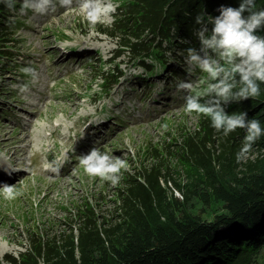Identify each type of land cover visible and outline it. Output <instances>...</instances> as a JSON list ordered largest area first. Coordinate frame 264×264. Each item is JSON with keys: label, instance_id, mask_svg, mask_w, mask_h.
Listing matches in <instances>:
<instances>
[{"label": "trees", "instance_id": "obj_1", "mask_svg": "<svg viewBox=\"0 0 264 264\" xmlns=\"http://www.w3.org/2000/svg\"><path fill=\"white\" fill-rule=\"evenodd\" d=\"M116 1L114 22L98 24L97 31L118 39V46L147 74H158V67L169 68L170 79L176 80L184 78L185 68L176 69L168 59L175 51L185 53L189 46L198 47L195 16L203 12L215 16L220 5L238 7L240 2ZM256 2L258 8H264V0ZM10 12L0 4L1 65L8 63L4 59L11 54L6 46L12 28L7 18ZM258 34L264 35V29ZM174 57L176 63L184 65L181 54ZM116 69L102 75V90L108 92L119 80L123 71ZM197 77L202 79L203 74L197 71ZM135 79L151 83L145 75H135ZM260 87L259 97L229 104L226 111H245L249 119H258L264 127V84ZM195 115L193 130L164 148L168 153L174 150L173 166L163 156L133 172L122 171L111 208L97 210L89 198L81 200L65 220V227L27 228L23 251L17 256L5 255L0 264L264 262V136L256 141L246 160L237 162L244 130L224 136L208 118Z\"/></svg>", "mask_w": 264, "mask_h": 264}, {"label": "rangeland", "instance_id": "obj_2", "mask_svg": "<svg viewBox=\"0 0 264 264\" xmlns=\"http://www.w3.org/2000/svg\"><path fill=\"white\" fill-rule=\"evenodd\" d=\"M114 15L92 24L81 0L45 16L20 14L19 6L7 15L12 21L6 43L11 54L4 59L7 64H0V160L11 159L20 170L9 184L22 194L12 200L0 196V263L5 255L23 251L27 228L65 227L81 200L89 198L97 210L112 207L119 184L88 176L79 163L90 148L119 156L128 172L163 156L173 166L175 152L164 148L195 127L196 115L184 110L185 93L176 90L181 79H170L169 68L158 66V74H147L118 46V39L97 31L98 24L111 25ZM74 49L81 59L71 60L72 54L78 57ZM174 54L182 55L183 66ZM185 55L175 51L168 62L184 70ZM26 66L35 69L36 78L21 71ZM115 69L123 73L106 92L101 89L103 76ZM135 75H145L151 83L147 86ZM21 82L29 85L28 93L18 91ZM101 117L106 125L90 129L89 123ZM8 141H14L10 148L5 147ZM57 158L65 162L54 175L47 169Z\"/></svg>", "mask_w": 264, "mask_h": 264}, {"label": "clouds", "instance_id": "obj_3", "mask_svg": "<svg viewBox=\"0 0 264 264\" xmlns=\"http://www.w3.org/2000/svg\"><path fill=\"white\" fill-rule=\"evenodd\" d=\"M9 11L17 10V0H0ZM73 0H20L19 12L26 15L29 11L45 16L55 13L58 7L69 8ZM86 19L92 23H103L105 17H111L118 5L109 0H81ZM218 15L198 13L195 16L194 35L198 47L189 46L184 51L185 78L178 80L176 90L183 92L184 110L206 117L211 126L224 136L243 129L245 135L241 147L236 153L237 162L246 160L256 141L264 136V127L255 118H248L245 111L229 113L226 106L249 98L255 99L261 94L264 84V8H258L256 0H240L238 7L220 5ZM114 19L108 21L113 23ZM183 43L189 41L182 39ZM173 62V61H169ZM21 71L30 78H36V71L30 66ZM197 71L202 79H194ZM21 94L30 91L29 85H16ZM163 89V83L160 84ZM83 171L90 177H96L116 186L121 181L122 171L127 170L126 162L119 156L92 147L79 157ZM51 173L59 174L60 165L50 164ZM13 184L0 185V196L12 200L21 195Z\"/></svg>", "mask_w": 264, "mask_h": 264}, {"label": "bare ground", "instance_id": "obj_4", "mask_svg": "<svg viewBox=\"0 0 264 264\" xmlns=\"http://www.w3.org/2000/svg\"><path fill=\"white\" fill-rule=\"evenodd\" d=\"M74 51L77 53V55H78V57H79V59H81V57L82 56H80V52L78 51V49H74ZM15 107V106H14ZM14 141H8L7 143H6V145H5V147H9L10 148V146H11V144L13 143ZM5 158V157H4ZM0 162H2L1 160H0ZM18 176H15V177H12V178H10L9 180V182L8 183H6V184H9L10 182H12V181H14L16 178H17ZM1 180H2V178H0V182H1Z\"/></svg>", "mask_w": 264, "mask_h": 264}]
</instances>
